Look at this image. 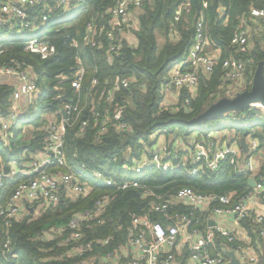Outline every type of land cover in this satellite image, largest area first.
<instances>
[{
	"label": "trees",
	"instance_id": "obj_1",
	"mask_svg": "<svg viewBox=\"0 0 264 264\" xmlns=\"http://www.w3.org/2000/svg\"><path fill=\"white\" fill-rule=\"evenodd\" d=\"M58 1L43 0L40 5L31 8L28 19L35 21L31 27L20 32L16 29L0 32V66L11 65L29 70L40 88L38 111L20 119L16 128L11 131L8 145L0 142V168L12 161L20 165L27 163L39 151L41 141L47 134L46 120L42 119L44 111L52 112L60 103V99L50 103L45 100L58 93L67 96L71 94L70 80L76 67L77 56L81 58L85 68L83 86L88 85L93 75L98 78L100 86L108 80L129 75H133L136 82L128 89L118 92L129 96L123 112L127 131L118 132L109 125L108 132L100 142H95V128L92 125L80 136L77 135L78 126L67 130L64 146L69 169H76L78 164H84L87 170L99 169L110 174L114 180L122 181L126 179V175L121 171L122 165L128 163L132 157L147 156L155 145V140H152L155 134L162 135L167 144L183 141L188 150L190 145L186 143L190 142L192 134L195 133V138L201 139L200 136H209L226 129L234 134L229 142L239 143L242 137L255 139L258 143L257 153L264 152V113L258 109L229 112L200 124L187 123L224 97L222 91L228 83L223 80L222 61L230 55H235L231 45L232 35L245 15L253 9L264 8V0H143L141 10L136 16V27L131 30L132 42H124L119 55L111 64L106 62L102 49L93 51L84 44V36L86 24L91 16L97 17L105 7L112 5L114 0H85L83 4L73 6L69 12L58 10ZM182 2H188L189 8L187 11L181 10L176 20V12ZM45 3L51 8L50 18L41 25L39 16L46 12L42 6ZM197 20L206 25L209 46L218 50L219 57L211 72L198 70L199 82L193 96L189 97L188 92L182 89L174 95L175 102L169 100V105L163 106L160 89L163 84L168 83L171 69L185 61L193 43ZM37 32L52 37L56 49L53 56L40 59L38 55L24 50V41ZM157 35L162 36L160 45ZM72 39L77 41V47L70 46ZM254 43L252 51L245 55L252 58L253 65L246 71L241 91L250 89L257 64L264 61V47L256 36ZM187 68L190 70V67ZM11 92L12 86L0 85V116H6L10 111ZM186 97L188 103L183 101ZM87 114L85 110L82 117ZM26 133H30L28 139H25ZM128 135H131V141L126 143ZM206 138L216 143L213 139ZM181 155L182 151L179 150L178 158ZM58 170L68 169L66 166ZM25 178L24 175H17L13 180L4 182L0 191V204L7 201L18 183ZM128 178L143 182L164 197L171 196L182 187L191 188L197 193L232 194L230 204L242 200L253 190L247 183V177L236 173L228 158L221 162L216 171L203 169L195 175H188L159 172L153 166H147L142 173H130ZM255 179L264 188V159L259 163ZM88 183L91 190L83 197L63 196L55 207L43 210L37 215L25 214L21 219L12 220L9 226H5L0 218V264H76L78 257H58L66 248L55 247L53 242L41 240L38 234L53 226L67 224L73 214L92 208L94 202L104 195L110 196L105 222L101 226L90 222V228L86 232L90 237L113 235L114 239L107 245L95 244L90 253L103 255L112 249L118 240H123L127 235L126 230L117 232L115 227L122 224L126 228L130 215L144 212L150 198H143L140 191L133 188L115 190L90 180ZM261 202L264 203V199ZM183 210L188 211V208ZM193 214L194 217L203 216L198 211H193ZM152 217L160 218L156 214ZM255 221L254 212H250L249 216L240 219L239 223L245 229L251 246L261 253L259 264H264V236L260 233L263 224ZM5 239H9L11 252L15 255L5 250ZM214 243H223L227 247L226 240L218 234L214 236ZM93 264L105 263L97 258ZM117 264L127 262L122 259Z\"/></svg>",
	"mask_w": 264,
	"mask_h": 264
},
{
	"label": "built area",
	"instance_id": "obj_2",
	"mask_svg": "<svg viewBox=\"0 0 264 264\" xmlns=\"http://www.w3.org/2000/svg\"><path fill=\"white\" fill-rule=\"evenodd\" d=\"M42 2L43 0H0V32L6 29L20 32L31 27L35 21L28 19V12ZM84 2L85 0H59L56 4L58 10L69 12L73 6ZM142 2L143 0H114L97 17L91 16L85 27L84 44L93 51L102 49L106 62L111 64L119 55L124 42H132L131 30L136 27L135 17L141 10ZM42 6L46 12L39 16V23L44 25L50 18L51 8L48 3ZM188 8L189 3L182 2L175 19H178L181 10L187 11ZM206 31L203 21L197 20L193 43L185 61L171 69L168 83L163 84L160 89L163 96L161 105H169L168 93L177 94L182 89L188 92L189 97L193 96L199 82L198 70H213L216 60L207 52L209 42ZM263 31L264 8L253 9L241 19V24L231 38L235 55L222 61L223 80L228 83L222 91L224 97L232 98L236 94L233 82L244 84L246 71L253 65L252 58L245 56L254 47L253 38L250 36H260L259 33ZM70 46L77 47V41L72 39ZM1 50L0 48V52ZM24 50L38 55L40 59H47L56 53L52 37L40 32L24 41ZM84 74L85 68L81 58L77 56L70 80L71 94L67 96L58 93L45 100L50 103L60 99V103L54 111H44L42 119L46 120L47 134L41 141L39 151L22 165L15 161L6 164L7 173L4 172V167L0 168V191L5 181L13 180L17 175L26 177L18 183L7 201L0 204V218L5 226H9L12 220L21 219L25 214L37 215L43 210L55 207L63 196H85L91 190L88 183L90 180L115 190L137 189L143 198H150L148 206L144 212L130 215L126 228L118 224L115 231L125 229L126 237L118 240L105 254L96 256L90 253L95 244L107 245L114 239L113 235L90 237L86 232L90 228V222H95L98 226L105 222L110 196H101L92 208L73 214L67 224L53 226L38 234L41 240H49L55 247L66 248L58 257H78L76 264H93L97 258L105 264H117L122 259L127 264H225L227 258L223 250L227 249L234 251L240 262L260 263V251L253 248L249 240H239L236 233L223 224L227 215L240 220L254 212L255 222L263 224L260 233L264 236V214L257 213L253 206L255 201L261 202L264 199V188L255 179L259 169L254 156L258 148L257 141L250 140L248 153L244 154L239 143L234 141L217 145L203 139H193L190 149L178 158L180 142H157L158 135L155 134L152 136L155 145L147 156L132 157L128 163L122 165L121 171L126 175V179L122 181L114 180L110 174L99 169L87 170L84 164H78L76 169H69L64 146L67 130L78 126L77 135L80 136L92 125L95 128V142H100L108 132L109 125L118 132L127 131L123 112L129 96L118 92L128 89L136 82L135 77L129 75L108 80L100 86L98 78L93 75L88 85L83 86ZM1 84L12 86L10 111L6 116H0V142L8 145L11 131L16 128L20 119L38 111L40 88L29 70L11 65L0 66ZM183 101L188 103L189 100L186 97ZM249 108L264 113V106L260 103H253ZM85 110L88 114L82 117ZM226 158L236 173L251 177L256 182L253 190L242 200L231 204L229 202L232 194L197 193L191 188L182 187L171 196L164 197L143 182L128 178L130 173H142L147 166H153L159 172L188 175H195L203 169L216 171ZM66 166L68 170H58ZM185 208L188 211L183 210ZM193 211H198L203 216L194 217ZM153 214L160 218L152 217ZM211 220L215 222L213 226L209 224ZM215 234L226 240L227 247L223 243H214ZM3 246L7 252L15 255L11 252L9 239H5Z\"/></svg>",
	"mask_w": 264,
	"mask_h": 264
},
{
	"label": "water",
	"instance_id": "obj_3",
	"mask_svg": "<svg viewBox=\"0 0 264 264\" xmlns=\"http://www.w3.org/2000/svg\"><path fill=\"white\" fill-rule=\"evenodd\" d=\"M260 103L264 106V61H260L257 64V67L254 71L251 87L249 90H243L237 92L232 98H220L210 106H208L201 114L188 121L190 124H200L204 123L207 120L214 119L220 116H224L229 112H239L249 109L251 104ZM131 141V135L127 136L126 143ZM239 145L244 154L248 153L249 144L246 141L245 137L240 139ZM4 172H8V166H4ZM247 183L251 187H255L256 182L253 178H247ZM211 226L215 224L213 220L209 223ZM223 254L227 258L225 264H249L240 262L236 257L234 251L232 250H223ZM255 264H259L258 262Z\"/></svg>",
	"mask_w": 264,
	"mask_h": 264
},
{
	"label": "crops",
	"instance_id": "obj_4",
	"mask_svg": "<svg viewBox=\"0 0 264 264\" xmlns=\"http://www.w3.org/2000/svg\"><path fill=\"white\" fill-rule=\"evenodd\" d=\"M222 11V10H221ZM135 23H136V17H135ZM160 45V44H159ZM207 52L215 59L217 60L218 57H219V52L218 50L214 49L213 47L211 46H207ZM174 95H176V93H168L167 94V97L169 98H174ZM195 133L191 135L190 137V142H187L186 144L189 146H191V141L193 139H198V138H195ZM234 134L232 132H230L229 130H222V131H217L213 134H210L209 136H200L201 139L203 140H206L207 142H213L211 140H209L208 138L206 137H209L210 139H213L217 144V145H223L229 141H231L230 138H232ZM250 139L249 138H246V141L248 142ZM157 142H165L164 138L162 135H158L157 137ZM179 146H180V150L182 151V154L187 151V148L185 147L184 145V142H180L179 143ZM257 153V152H256ZM254 154L255 156V159L259 165L260 161L262 159H264V152L263 151H259L257 154ZM253 206H254V209L257 213L259 214H264V203L263 202H260V201H255L253 203ZM223 224L224 226L230 228L231 230H233L237 237L239 238V240H241L242 242H247L248 238L246 237V231L245 229H243L239 223V220H237V218H235L234 216H231V215H227L225 217V219L223 220Z\"/></svg>",
	"mask_w": 264,
	"mask_h": 264
},
{
	"label": "rangeland",
	"instance_id": "obj_5",
	"mask_svg": "<svg viewBox=\"0 0 264 264\" xmlns=\"http://www.w3.org/2000/svg\"><path fill=\"white\" fill-rule=\"evenodd\" d=\"M259 34H260V38H258L257 35H255V34H251L250 38H253V42H255V36H256V38L261 41L260 45L262 47H264V31L259 33ZM157 40H158V44H162V36L157 35ZM254 46H255V43H254ZM243 85H241V84H239L237 82H233V89L235 90V92L236 91H241L242 88H243ZM167 98H169V97H167ZM169 100L174 101L175 99L174 98H169ZM29 137H30V133H26L25 139H28ZM34 215H36V214H34Z\"/></svg>",
	"mask_w": 264,
	"mask_h": 264
},
{
	"label": "bare ground",
	"instance_id": "obj_6",
	"mask_svg": "<svg viewBox=\"0 0 264 264\" xmlns=\"http://www.w3.org/2000/svg\"><path fill=\"white\" fill-rule=\"evenodd\" d=\"M32 36V35H31Z\"/></svg>",
	"mask_w": 264,
	"mask_h": 264
}]
</instances>
